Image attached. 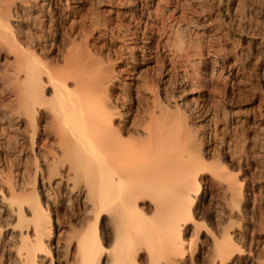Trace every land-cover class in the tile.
Returning <instances> with one entry per match:
<instances>
[{"label":"bare ground","instance_id":"6f19581e","mask_svg":"<svg viewBox=\"0 0 264 264\" xmlns=\"http://www.w3.org/2000/svg\"><path fill=\"white\" fill-rule=\"evenodd\" d=\"M65 6L0 0V264H250L243 228L257 224L256 211L264 225L251 188L264 171V137L254 166L245 144L264 121L241 135L228 123L226 150L211 155L187 115L174 113L172 68L138 73L133 50L149 25L122 35L136 45L118 55L90 43L112 30L107 17L88 27ZM144 8L135 1L140 22ZM147 92L144 107L127 105ZM208 176L226 197L223 215L203 206ZM63 199L79 211L68 225Z\"/></svg>","mask_w":264,"mask_h":264},{"label":"rangeland","instance_id":"374dc122","mask_svg":"<svg viewBox=\"0 0 264 264\" xmlns=\"http://www.w3.org/2000/svg\"><path fill=\"white\" fill-rule=\"evenodd\" d=\"M30 1L42 3L48 0ZM135 1L138 2V0L68 2L63 0V5H66L67 9L64 14H70V19L80 21L85 19L88 27L95 19L107 17L112 30H109L107 36L103 33L91 36L90 43L104 46L106 51L118 55L131 52L127 51V48L136 45L131 41L124 42L122 35H131L140 28V23L146 22L149 29L145 37L140 33L141 40L137 41L143 48L133 50V53L139 56L138 62H143L140 63L138 73L141 72L140 75L143 77L157 76L156 73L172 68L169 74L173 78L171 79L173 95L170 100L175 110L173 111L176 116L178 113L181 116L185 113L183 119L187 115L186 122L188 120V123L192 122L189 123V132L195 134L198 141L205 143L206 150L210 153L213 151L211 155L213 153L219 155L226 150V140L229 141L232 136V133L225 131L228 123L232 126H230L232 132L241 135L254 123L264 121V0H142L149 15H145L141 22L133 12ZM247 8L258 10L255 17H249L248 14L244 16ZM68 22H65L67 27L70 25ZM161 25L165 29L159 33L157 27ZM149 36L153 37L154 41ZM151 41L153 42L150 45ZM183 46L190 49L189 57L184 56ZM136 79L143 82L141 78ZM127 81L129 83L131 78L128 77ZM142 96L138 99H127V105L134 110L144 107V102L150 99L151 93L147 92ZM159 98L161 103H168L162 90L159 91ZM252 127L249 133L254 140L245 144V147L251 149L250 163L254 166L260 161L256 154L260 153L259 150H262L263 146L255 148L254 143L264 137V131L261 130L262 126ZM13 168V171H18L16 166ZM30 169L29 174L33 171L32 167ZM260 170L258 168L257 179L259 177L261 179H256L251 187L257 193L255 204L258 207L262 203L264 206V171ZM203 187L207 190L204 208L214 214L223 213L227 201L221 188L213 182L211 184L209 176ZM260 187H263V191L258 194ZM63 200L65 206L64 212L62 211V222L67 224L66 221L74 216L73 212L77 214L79 211L69 210L66 199ZM255 214L258 217L257 224L251 220L252 222H248V229L243 228V233L253 253L250 264H264V225L261 220L259 221L260 211H256ZM79 215H82V211ZM0 218V222L3 223L5 220L7 224L4 215H0ZM67 225L63 231L73 235L72 229L67 228Z\"/></svg>","mask_w":264,"mask_h":264}]
</instances>
